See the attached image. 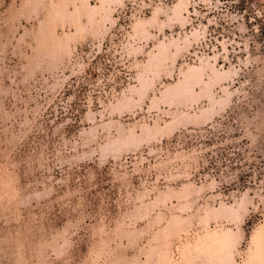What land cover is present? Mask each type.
I'll list each match as a JSON object with an SVG mask.
<instances>
[{
	"label": "rangeland",
	"instance_id": "obj_1",
	"mask_svg": "<svg viewBox=\"0 0 264 264\" xmlns=\"http://www.w3.org/2000/svg\"><path fill=\"white\" fill-rule=\"evenodd\" d=\"M0 264H264V0H0Z\"/></svg>",
	"mask_w": 264,
	"mask_h": 264
}]
</instances>
